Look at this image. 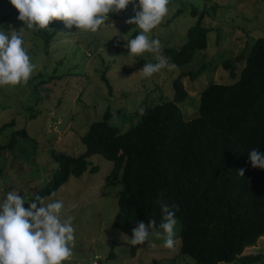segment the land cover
<instances>
[{
  "label": "rangeland",
  "instance_id": "374dc122",
  "mask_svg": "<svg viewBox=\"0 0 264 264\" xmlns=\"http://www.w3.org/2000/svg\"><path fill=\"white\" fill-rule=\"evenodd\" d=\"M191 6L206 12L203 20L210 28L207 48L198 51L185 65L165 67L150 78H141L139 69L144 64L156 63L157 55L166 57L163 53L166 45L178 46L186 41V31L196 20L189 13ZM168 8L169 14L147 34L150 40L160 41V53L145 52L141 57H133L124 47L141 31L134 24L126 23L134 15L132 4L110 13L112 16L108 15L96 33L83 32L75 26L65 28L62 21H52L46 28L52 38L45 48L43 38L35 34V29H27L17 19L18 10L10 0H0V31L7 35L12 31L20 34L34 65L31 81L0 87V127L15 120V126L0 131V144L8 141L14 128H24L27 133L25 137L18 136L14 149L0 150V201L8 192L17 191L25 198V208L30 195L57 168L51 157L53 150L75 155L83 151L80 136L107 109L112 112L109 122L125 131L140 119L136 115L139 108L171 97V82L180 71L207 64L195 80L183 78L188 96L180 104L182 114L185 119L194 117L200 91L207 83L233 80L221 62L234 58L253 38L264 35V0H169ZM178 9L182 11L173 17ZM168 64L172 65L169 61ZM102 72L111 85V92L101 79ZM39 73L47 80L35 87L34 83L41 79L35 77ZM89 159L91 165L98 167L95 172L70 176L54 196L42 198L45 205L62 201L61 218L72 217L75 246L72 257L63 264H150L153 259L158 264H194L190 256L177 253L178 220L174 227V248H165L163 240L150 232L148 240L132 250L129 243L132 235L113 226L119 187L108 186L105 180L112 162L98 154ZM243 252L264 254V238L260 237Z\"/></svg>",
  "mask_w": 264,
  "mask_h": 264
},
{
  "label": "trees",
  "instance_id": "16d2710c",
  "mask_svg": "<svg viewBox=\"0 0 264 264\" xmlns=\"http://www.w3.org/2000/svg\"><path fill=\"white\" fill-rule=\"evenodd\" d=\"M181 11H174L173 17ZM189 13L196 20L186 31V41L163 49L177 67L208 46L205 10L191 6ZM35 34L43 38L46 48L52 34L46 29H35ZM252 40L234 58L221 62L233 80L207 83L190 119L183 117L180 105L188 96L183 78L195 80L207 64L180 71L171 82V97L145 104V114L136 112L140 119L125 131L109 122L112 112L107 109L80 136L83 151L77 155L51 152L57 168L30 195L25 209L37 195L51 196L70 176L95 172L98 167L89 158L98 154L112 162L105 176L107 185L119 187L113 218L117 230L132 235L138 221L147 224L153 219L158 229L159 200L179 205L175 212L180 223L178 255L190 256L194 264H264L263 253L243 252L264 238V169L253 168L248 157L253 148L264 153V35ZM44 76H35L41 78L35 87L46 82ZM100 76L111 92L105 72ZM8 126H15V120L4 123L0 131ZM19 135H27L24 128H14L0 150L14 149ZM241 168L244 176L238 174ZM150 264L158 262L153 259Z\"/></svg>",
  "mask_w": 264,
  "mask_h": 264
},
{
  "label": "clouds",
  "instance_id": "9594fccd",
  "mask_svg": "<svg viewBox=\"0 0 264 264\" xmlns=\"http://www.w3.org/2000/svg\"><path fill=\"white\" fill-rule=\"evenodd\" d=\"M10 3L18 10L17 19L24 22L27 29H46L52 21L58 20L65 28L75 26L77 30L91 33L99 30L110 13L132 4L134 15L126 23L134 24L141 31L124 47L133 57H141L145 52L160 53V41L150 40L147 34L169 14V0H10ZM156 59V63H146L139 69L141 78H150L165 67H174L163 55H157ZM33 71L34 65L23 47L22 36L16 31L10 35L0 31V87L26 84ZM138 111L141 116L145 114L143 107ZM248 157L253 168L264 169V153L253 148ZM238 174L244 176V169H239ZM24 203V196L17 191L8 192L0 201V264H63L70 259L75 246V229L72 217L61 218L63 202L45 205L37 195L27 209ZM157 203L162 209L159 230L155 219L147 224L138 221L132 229L130 246L143 245L151 230L152 235L163 240L165 248L175 247V212L179 205L163 204L159 200Z\"/></svg>",
  "mask_w": 264,
  "mask_h": 264
}]
</instances>
